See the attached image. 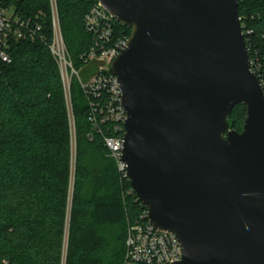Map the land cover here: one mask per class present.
Listing matches in <instances>:
<instances>
[{
  "label": "water",
  "instance_id": "1",
  "mask_svg": "<svg viewBox=\"0 0 264 264\" xmlns=\"http://www.w3.org/2000/svg\"><path fill=\"white\" fill-rule=\"evenodd\" d=\"M97 1L131 28L110 69L122 160L151 225L176 236L175 264H264V87L240 0ZM239 105L241 132L229 125Z\"/></svg>",
  "mask_w": 264,
  "mask_h": 264
},
{
  "label": "trees",
  "instance_id": "2",
  "mask_svg": "<svg viewBox=\"0 0 264 264\" xmlns=\"http://www.w3.org/2000/svg\"><path fill=\"white\" fill-rule=\"evenodd\" d=\"M56 2L67 50L88 82L96 65L82 59L94 44L84 20L98 1ZM2 10L41 28L34 40L11 35V61H0V264H123L128 224L147 209L109 157L104 139L116 132L111 123L95 128L90 99L73 79V158L69 108L49 48L50 0H0ZM239 15L253 70L264 82V0H240ZM116 32L129 38L131 28L117 23ZM245 118V108L237 106L230 129L241 132Z\"/></svg>",
  "mask_w": 264,
  "mask_h": 264
},
{
  "label": "built area",
  "instance_id": "3",
  "mask_svg": "<svg viewBox=\"0 0 264 264\" xmlns=\"http://www.w3.org/2000/svg\"><path fill=\"white\" fill-rule=\"evenodd\" d=\"M50 6L53 40L49 48L60 69L71 125H74L71 83L73 79H77L90 99L92 108L90 120L95 128H99V122L112 124L116 136L106 137L104 143L122 179L128 180L126 166L122 160V145L126 133L124 124L127 121V114L122 106V93L118 78L110 73V69L112 63L127 46L130 37L116 32V24L119 22L97 2L84 20L86 32L92 37L94 44L82 56L87 67L93 64L97 67L89 81L84 82L81 70L75 68L67 50L56 0H50ZM40 28L39 23L23 21L15 16L10 19L3 10L0 11V61L3 63L11 61L6 50L11 35L19 41L34 40ZM250 65L251 70L256 74L253 67H257L251 59ZM256 76L259 78L257 74ZM261 83L264 87V82ZM148 213L147 209L141 215L140 220L128 224L123 264H175L181 261L182 249L176 236L156 230L148 220Z\"/></svg>",
  "mask_w": 264,
  "mask_h": 264
},
{
  "label": "rangeland",
  "instance_id": "4",
  "mask_svg": "<svg viewBox=\"0 0 264 264\" xmlns=\"http://www.w3.org/2000/svg\"><path fill=\"white\" fill-rule=\"evenodd\" d=\"M5 14L7 15L8 18L12 19L14 16H13V12L12 10H6L5 11ZM71 128H72V144H73V158L75 159V150H76V132H75V128L73 127V125H71ZM235 129V128H234ZM235 130H238V129H235ZM75 162V160H73V163ZM73 199V184L71 186V189L69 191V200H70V203ZM107 234L109 235L110 238H112L113 236V232L112 231H107ZM67 245H68V231H67V234H66V239H65V253H66V250H67Z\"/></svg>",
  "mask_w": 264,
  "mask_h": 264
}]
</instances>
